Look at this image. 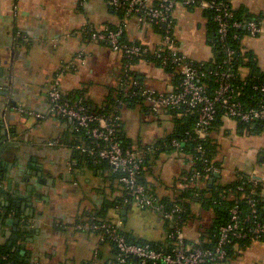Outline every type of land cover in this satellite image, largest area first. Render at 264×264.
<instances>
[{"label":"crops","instance_id":"0c3cea01","mask_svg":"<svg viewBox=\"0 0 264 264\" xmlns=\"http://www.w3.org/2000/svg\"><path fill=\"white\" fill-rule=\"evenodd\" d=\"M231 5L255 15L264 13V0H232ZM174 15V36L181 51L192 60L212 59L202 13L178 4ZM119 20L105 0H0V91L6 90V107L10 108L2 120L9 130L16 128L14 135L9 133V140L18 141L21 149L15 158L8 152L2 154L0 220L2 213L5 216L0 222V245L10 246L23 264H87L94 248L104 250L107 245L101 244L97 232L75 226L98 213L96 219L114 222L134 238L161 243L167 240L165 226L154 210L137 209L144 212V226L148 228L140 230L126 223L135 207L123 215L122 210L109 206L121 194L108 178V170L82 159L72 145L69 122L48 110V92L55 80L64 94L75 99L81 95L98 106L107 100L118 83L122 56L107 43L91 39L86 29L115 26ZM159 37L151 26L141 27L133 18L125 21V38L129 41L154 45ZM242 46L253 53L264 73V19L261 33L244 37ZM132 69L148 87L160 92L174 89L172 75L159 67L140 60ZM247 74L246 68L240 69L241 77ZM136 117L145 128L139 133L130 129L129 121ZM122 120L126 137L142 146L163 140L174 127L165 112L154 114L145 104L124 107ZM210 136L216 144L215 159L221 166L222 182L233 180L236 171L250 174L255 169L264 177V130L240 132L237 121L223 118V126ZM53 140L61 144L48 145ZM244 152H248V158L241 159ZM257 152L262 156L258 162L253 157ZM15 161L20 163L19 172L16 167L14 172L18 186L10 189V177L2 162L8 166ZM150 162L144 179L159 197L171 193L173 181L189 166L184 154L177 151H163ZM198 207H193L196 219L183 228L192 242L199 240L201 226L207 225L212 215ZM7 218H17L19 223L7 224ZM14 235L18 236L16 240ZM222 264H264V243L234 246Z\"/></svg>","mask_w":264,"mask_h":264},{"label":"built area","instance_id":"2783aa9c","mask_svg":"<svg viewBox=\"0 0 264 264\" xmlns=\"http://www.w3.org/2000/svg\"><path fill=\"white\" fill-rule=\"evenodd\" d=\"M107 3L122 9L126 17H133L141 27L155 26L160 30L159 41L154 45L127 43L122 41L123 28L110 25L100 28L87 27L90 38L107 43L114 52L125 58L152 55L161 59L162 63L168 61L180 77L178 90L170 92H160L143 83L141 97L150 112L156 114L186 105L188 107L185 109L186 112L196 114L194 125L196 139H205L218 106L225 110L226 118L244 124L264 121V85L255 87L259 93V99L254 104L246 107L244 103L236 99L237 93L231 82L234 74L229 68L235 55L234 50L225 48L224 64L227 69L222 68L213 72L218 86L212 94H209L206 87L198 82V73L193 60L181 51L174 36L176 6L179 4L186 8L196 4L199 9L214 10L213 21L217 38L224 44L231 28L243 26L241 22L231 21L233 9L226 2L222 0L218 2L215 0H108ZM244 26L250 37H256L262 31V25L253 20L248 21ZM127 65H130L129 62L125 63V67ZM138 85L136 80L131 82V86ZM48 99V110L51 114L66 119L85 131L88 145L75 144L74 148L94 161L97 159L105 161L112 171L120 174L119 182L125 190V196L115 209L118 212L127 207H135L139 210L153 209L173 225L172 230L166 233V238L171 241L172 246L165 249L153 247L149 243L128 240L114 222H101L94 218H90L87 222H78L76 229L97 232L100 236L99 241L104 242L108 239L112 251L116 253L108 254L103 259L99 256V249L94 248L87 264H208L211 262L222 264L227 256L226 247L234 239L258 240L264 236V213L259 210L255 200H248L246 210L239 205L230 208L228 222L218 227L217 239L213 246L202 248L195 243H187L184 229L180 227L178 221L174 220V214L181 212L182 209L178 205H173L169 211H163L162 205H155L152 194H148L137 180L143 160L153 149V145L124 148L116 135V126L121 117L115 116L112 119L88 112L80 99L70 100L64 97L58 80H55L49 90ZM36 116L42 115L36 114ZM171 143L174 146L179 144L175 139ZM60 144L59 140L48 142L51 146ZM197 150L203 158L202 146H198ZM262 152L264 154V150ZM259 154L257 152L253 154V157ZM203 163L206 164L207 161L203 159ZM204 170L217 172L211 162L204 166ZM198 178L199 173H192L191 176L184 175L180 177L176 185L178 188H189L198 183ZM246 182L260 188L264 196V177L259 176L255 169L249 174Z\"/></svg>","mask_w":264,"mask_h":264},{"label":"trees","instance_id":"16d2710c","mask_svg":"<svg viewBox=\"0 0 264 264\" xmlns=\"http://www.w3.org/2000/svg\"><path fill=\"white\" fill-rule=\"evenodd\" d=\"M108 0H105L107 3ZM199 1V0H197ZM211 1V0H207ZM218 2L219 0H215ZM226 2L230 7L232 0H222ZM109 10L119 17V23L112 27L120 26L123 28L122 41L127 43H136L138 41H129L125 38V21L127 19H132L131 17H126L122 9L115 8L114 6L108 4ZM186 9L190 11L198 10L202 13V16L206 20V29H207V41L209 46L212 48L213 57L207 61H196L193 60V64L198 73V82L203 84L208 90L209 94H212L218 83L216 82L215 76L213 74L216 70L227 69V66L224 64L226 59L225 48L229 47L235 51L234 58L229 66L230 71L234 74L231 79L232 85L235 88L237 93V100L244 103L247 107L249 104H254L259 99V93L255 89L256 86L264 85V73L260 71L257 65V61L251 51L244 50L242 46V40L244 37L248 36V30L244 26L248 21L253 20L258 24L263 23L264 13L255 15L248 12L246 8L240 7L238 9H233V17L231 21H238L243 24L241 28H231L227 36V39L224 44L218 41V36L216 33V26L213 21V16L215 14L213 9H199L196 4L187 6ZM152 29L160 35V30L155 26H152ZM236 35V36H235ZM89 36V35H88ZM235 36V37H233ZM254 38V37H252ZM122 58V67L119 74L118 83L112 89V93L108 96L107 100L101 105H94L91 102H87L81 95L79 99L82 104L85 106L86 110L95 115H102L109 118H114L115 116H120L121 119L118 121L116 126V135L118 141L124 148L150 146L153 145V149L143 160L140 174L138 175V182L141 183L148 194H152L154 197L155 205H162L163 211H169L173 205H178L182 211L174 214V220L178 221L180 227L184 228L188 223L196 219L197 215L194 212V206H199L198 208L202 211H209L211 215V220L207 225L201 226L200 238L197 242L189 241L186 238L187 243H195L196 245L202 248H210L213 246L217 239V229L220 225L228 222L229 219V210L234 205L241 206L244 210L247 209L248 200H255L259 210L264 213V196L260 188L253 187L251 184L246 182L249 177V173L242 171H236L235 177L229 182H222L219 176L215 175L213 171H205L204 166L206 164L212 163V166L217 170V173L220 172V163L215 159L217 150L216 144L213 143V138L210 134L212 132H217L223 126V118L225 116V110L218 106L215 114V118L207 130V136L205 139H196L194 135V125L196 121V114L194 112H186L185 109H188L186 105H182L176 108H170L164 110L167 116L173 122V130L167 135L163 140H158L149 145H138L131 143L130 139L126 137L123 120H122V110L124 107L133 108L136 106H144L143 98L141 97V90L143 88V80L141 76L132 69V66L138 61L142 60L149 64H152L156 67L163 69L164 71L170 73L173 77L174 82V91L178 90L180 77L174 71L173 66L167 61H163L159 58H155L152 55H147L143 57H132V58ZM129 62V66L125 67V63ZM246 68L248 74L245 77L240 76V69ZM136 80L138 86H131V82ZM64 97L70 100H75L69 94H64ZM149 110V109H148ZM157 114V113H156ZM66 120V119H65ZM68 121V120H67ZM69 122V121H68ZM71 134L73 135L72 145H88V139L85 134V131L81 128L76 127L74 124L70 123ZM238 129L240 132H250L260 133L264 130V121L256 122L254 124H244L237 121ZM175 139L179 142L178 146L172 145V140ZM198 146H202L204 151L203 158H201L200 152L197 150ZM177 151L181 154H184L186 161L189 163V166L180 173V175L173 181L171 186V193L167 196L159 197L153 188L146 183L144 179L145 169L151 163L150 161L155 159L159 153ZM79 152V151H78ZM80 157L89 163L93 162L96 165L105 166L109 172L108 178L114 184L115 188L121 194L120 198L110 202L111 207L116 208L118 204L122 202L123 197L125 196V190L122 184L119 182L120 174L112 171L110 166L103 160H93L90 157L79 152ZM259 154L255 160L258 162ZM203 159L207 161L206 164L203 163ZM192 173H199V178L197 179L198 183L189 187V188H178L176 183L180 180L182 176H191ZM241 187V189H240ZM115 189V190H116ZM153 210V209H148ZM155 211V210H154ZM159 216L160 220L163 222L166 233H169L173 225L162 215L155 211ZM99 214V213H98ZM98 214L92 215L94 220H98ZM110 222L109 220H105ZM128 240L135 241L138 243H149L153 247H163L169 249L172 244L170 240L165 242H148L144 239L134 238L130 233L123 231L120 228L119 230ZM254 241H260L264 243V236L258 240H253L251 238H241L234 239L231 244L226 247L227 258L231 255L232 249L234 246L245 248L249 246ZM101 244H106L107 248L102 250L99 249L100 258H104L106 255H115L116 253L112 251L111 243L108 239ZM225 260V261H226ZM223 261V263L225 262ZM0 264H23L21 257L17 255V252L13 251L10 246L0 245ZM208 264H215L213 262Z\"/></svg>","mask_w":264,"mask_h":264},{"label":"water","instance_id":"95a60500","mask_svg":"<svg viewBox=\"0 0 264 264\" xmlns=\"http://www.w3.org/2000/svg\"><path fill=\"white\" fill-rule=\"evenodd\" d=\"M6 96H7V93H6V90H3V91H0V164H1V159H2V154L4 152H8V155H11L13 158L16 157V153L20 152L21 153V149L18 147V144L19 142L18 141H10L9 140V133L11 135H14V133H16V128L15 127H12L8 128V124L4 123L3 120H2V117L4 116V114H7L9 113V109L8 107H6V105L8 104V102H6ZM7 116L5 117V121L7 122ZM26 145V144H25ZM22 148V147H21ZM25 150L29 151L28 149L25 148ZM20 157V156H19ZM18 158V156H17ZM259 160H262V156L259 157ZM5 161V160H3ZM2 165L4 166V168L7 170L8 172V175L10 177V179L8 178V182H9V188L11 189L13 186H18V181L15 180V177L17 179V175H14V172H15V169L17 168V172H19L18 170V167H20V163L18 161H15L13 164H8V166L5 164V162H2ZM14 166V167H13ZM16 167V168H15ZM38 170L40 169V167L38 166L37 168ZM215 175L216 176H219V174L217 172H215ZM14 193H17L16 189L14 188ZM11 195H12V192H9ZM11 198H15L14 195H12ZM7 206L8 205V202L6 204H4ZM11 205H14L13 203ZM130 208H126V209H123L122 210V214L123 215H126L127 212L130 211ZM32 212H30L31 214ZM33 214V213H32ZM31 214V216H32ZM5 216V213H2L1 214V220L0 222L2 221V219L4 218ZM6 223L7 224H18L19 223V219H9L7 218L6 219ZM14 240H16L18 238V236H13L12 237ZM22 239V238H21ZM32 241V239H31ZM23 251L21 252V254L23 255Z\"/></svg>","mask_w":264,"mask_h":264},{"label":"rangeland","instance_id":"374dc122","mask_svg":"<svg viewBox=\"0 0 264 264\" xmlns=\"http://www.w3.org/2000/svg\"><path fill=\"white\" fill-rule=\"evenodd\" d=\"M138 117L136 118H132L130 123V129L134 132V133H139L144 131V124L140 123L138 120ZM241 159L244 158H248V152H244L241 154ZM243 172V171H242ZM145 214L143 211H139L137 210V208L133 209L132 212L130 213L129 219L127 220V225L133 226L136 229H140V230H146L148 229L146 226H144V222H145Z\"/></svg>","mask_w":264,"mask_h":264}]
</instances>
